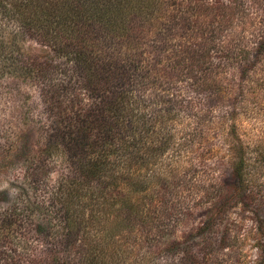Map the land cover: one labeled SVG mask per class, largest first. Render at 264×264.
<instances>
[{
	"label": "trees",
	"instance_id": "trees-1",
	"mask_svg": "<svg viewBox=\"0 0 264 264\" xmlns=\"http://www.w3.org/2000/svg\"><path fill=\"white\" fill-rule=\"evenodd\" d=\"M199 6L210 12L208 21L191 14ZM219 9L200 0H0V19L16 18L24 37L46 47L45 55L27 60L8 52L0 35V72L38 84L46 115L45 141L26 173L45 196L40 205L15 203L0 217L1 244L15 218L40 210L45 247L36 255L3 254V264H23L25 256L28 264H145L143 255L153 248L145 242L154 236L157 242L168 236L162 249L170 264H212L214 248L230 245L228 230L220 228L239 203L253 213L255 264H264V151L239 138L238 119L228 130L233 140L223 182L195 183L198 169H188L185 180L178 175L193 140L176 134L175 125L196 120L193 137L199 138L202 125L214 122L217 100L204 91L219 90L211 86L215 72L225 62L239 65L244 112L251 111L244 101L254 95V82L264 84L258 73L264 32L255 48L220 49L230 20L218 21ZM180 76L207 101L185 97L174 86ZM232 114L238 115L235 108ZM53 172L58 177L49 182ZM190 193L207 212L185 241L174 234L189 213Z\"/></svg>",
	"mask_w": 264,
	"mask_h": 264
},
{
	"label": "rangeland",
	"instance_id": "rangeland-1",
	"mask_svg": "<svg viewBox=\"0 0 264 264\" xmlns=\"http://www.w3.org/2000/svg\"><path fill=\"white\" fill-rule=\"evenodd\" d=\"M200 1H213L215 5H219L218 21L226 18L230 20L225 25L226 29L224 28L225 30L220 32L221 35L217 43L220 49L223 45H229L233 49H237L238 46L249 49L256 47L264 32V0ZM199 3L197 2V4ZM224 5L226 7H223ZM200 10V6L196 7L191 14L195 17L198 13L202 15L201 19L208 21L211 17L210 12L203 14L200 13ZM213 25L215 24L213 23ZM204 30H207V28H204ZM0 35L10 45L8 52L14 50V55H21L24 59L28 60L46 53V47L35 39L26 38L21 34L20 23L14 17L8 16L0 19ZM212 60L217 64L219 59L214 56ZM239 68V65L235 62L234 64L225 62L222 70L219 69L213 75L214 83L211 86L219 90H216V93L213 94L212 92L215 90L207 88L204 92L208 95L211 94L212 98L214 97L213 101L216 102L217 100L216 107L213 109V114L216 117L213 123L207 122L202 125L204 132L200 134L199 138L193 137L196 120L179 122L175 125L174 132L176 134L184 136L190 134L185 138L186 140H193L185 151L188 156L184 168L182 167L183 172L178 174L175 170L176 174L182 179H184V174L188 173V169L199 170L193 180L195 183H206L208 186L213 183H221L224 178L226 179V175L230 170L229 159L231 158L227 153V146L233 140L228 130L235 118L238 119L237 123L240 125L237 131L239 138L246 143L251 144L252 142L251 149L264 151V84L254 82V95L251 94L250 97L247 95V100L244 101L245 104H248L247 108H251V113L244 112L241 109V105L244 103L238 101L242 98L237 94L240 91L241 82L243 83ZM1 69L3 72H0V217L6 208L15 203L20 207L24 206L27 201H33L36 205L41 204L45 192L42 189L36 190L28 184L30 178H27L26 173L30 165L37 161L46 135L44 131L46 115H43L40 107L38 84L14 76L7 72V69L4 70L2 67ZM260 70H258L260 78L264 79V67H261ZM178 79L179 81L174 86L179 88V91L182 88L185 97L197 102V104L198 102L202 104L207 101V96L204 93L191 90L189 85L186 84L188 82L187 77L180 76ZM193 83L196 88L200 86L196 79L193 80ZM218 94L223 96L221 102L215 98L219 96ZM238 96L240 98L237 100ZM205 106L200 107L198 105V109L201 108L204 111ZM234 108L237 110L238 115L236 117H232L233 114L228 116ZM57 177L58 175L53 172L49 182H53ZM176 180L178 181V178ZM194 182L192 184L196 185ZM213 189L210 188V190ZM195 193H199L198 196L200 195V192ZM195 193H190L187 201L188 210L186 212L191 214H183L181 217L184 220L175 229L174 235L177 238H185V241L207 212L205 204L197 199ZM183 200L184 196L176 199V207L178 208L176 210H180ZM173 203L175 205V199H173ZM42 217L41 211L37 210L31 216L21 215L20 220L15 218L13 225L5 230V236L3 235L1 239L0 264L4 263L3 254L20 255L30 252V254L34 253L36 255L37 249L40 250L45 247V244L41 241L45 231L43 233L39 231V227H42ZM253 217V213L241 203L231 208L220 228L221 234L228 230L227 232L231 237L230 245L225 248H214L215 255L213 254L212 264H255L258 257V248L255 246V239L253 238L256 225ZM224 226H228L227 229H224ZM157 238L154 236L148 242H145L149 245V249L153 247L151 249L153 252L151 253L150 250L145 249L148 252L143 255L144 263L170 264L167 258L168 254L162 249L168 236H165L161 242H157ZM138 241L140 242V240ZM190 241H193V239ZM135 244L138 245L136 242ZM28 259L29 257L25 256L21 263L28 264Z\"/></svg>",
	"mask_w": 264,
	"mask_h": 264
}]
</instances>
